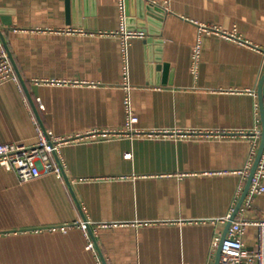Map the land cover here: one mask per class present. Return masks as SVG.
<instances>
[{
	"label": "crops",
	"instance_id": "crops-1",
	"mask_svg": "<svg viewBox=\"0 0 264 264\" xmlns=\"http://www.w3.org/2000/svg\"><path fill=\"white\" fill-rule=\"evenodd\" d=\"M127 11V29L144 33L128 47L142 133L106 137L125 125L120 0H0L22 88L0 85V144H34L33 115L58 135L85 136L62 147V178L21 182L0 167V264H99L85 220L102 264H214L251 151L249 139L216 133L262 129L264 0H128ZM243 216L264 220V193ZM243 241L256 246V226Z\"/></svg>",
	"mask_w": 264,
	"mask_h": 264
},
{
	"label": "built area",
	"instance_id": "built-area-1",
	"mask_svg": "<svg viewBox=\"0 0 264 264\" xmlns=\"http://www.w3.org/2000/svg\"><path fill=\"white\" fill-rule=\"evenodd\" d=\"M120 16H121V33H122V51L125 60V80H124V116L125 125L122 131H105L103 136L110 135H127L134 137L140 135L142 132L137 129L139 117L136 115L132 106L131 91L132 86L129 82L128 73V47L133 38L143 37L144 33L138 31H130L127 29V13L125 0H120ZM219 32V29L213 27H201V32ZM225 36H230L224 33ZM235 36V34H232ZM264 51V47H258ZM202 49V36L199 35L197 44L193 52V69L197 70L201 58ZM16 82L20 87L19 77L16 73L14 65L9 58L8 52L5 49L4 43H0V85L7 82ZM256 95V92H253ZM40 104V99H38ZM40 107H42L40 105ZM35 128L37 141L34 144L27 145L21 142H7L0 144V167L7 170L14 171L21 182L29 181L44 174H55L62 178L65 171L64 162L62 159V147L68 144H75L83 140L85 136H62L56 134L54 131L45 129L35 119ZM261 127L257 124L253 130L245 131H218V136H233L247 138L251 142V151L247 160V164L242 171L244 178H247L250 169L254 163L256 154L259 149L261 139ZM167 132V131H165ZM96 131L89 134L95 135ZM149 135H153L149 133ZM127 157H131L132 153H127ZM243 190V184L238 188V194ZM264 193V163L260 161L258 168L251 180L250 188L246 198L241 205L236 218L231 222L227 231L226 238L222 242V250L220 255L219 264H264V220H250L245 218L244 212L251 208L253 195H260ZM235 209L231 208L229 214L223 219L228 221ZM254 225L257 227V244L253 248H248L244 241L243 235L248 226ZM107 226V224H102ZM81 227L85 232L87 240L86 248L97 254L99 264H102L100 257L97 253V243L93 231L89 230L90 223L85 220L81 223ZM222 235H216L213 240L212 248L214 251L218 249L221 244Z\"/></svg>",
	"mask_w": 264,
	"mask_h": 264
},
{
	"label": "water",
	"instance_id": "water-1",
	"mask_svg": "<svg viewBox=\"0 0 264 264\" xmlns=\"http://www.w3.org/2000/svg\"><path fill=\"white\" fill-rule=\"evenodd\" d=\"M125 4H126V13H127V16H128V11H127V7H128V0H125ZM149 9H151L152 11L150 12V17H152L153 19H157L159 21H161L162 17L158 16V15H155L154 10H159V9H153L152 7H149ZM140 16L143 18L144 14L142 13L141 11V8H140ZM3 23L5 25H10L11 23L5 21V19L3 20ZM0 35L2 37V41L4 43V46H5V49L7 50L8 52V55H9V58L11 59L13 65H14V68H15V64H14V61H13V58H12V55L8 49V46L4 40V37L2 35V32H1V29H0ZM17 73V71H16ZM18 75V74H17ZM22 85L26 91V93L29 95V92H28V89L25 85L24 82H22ZM34 93H37V88L34 86L32 87ZM258 101H259V106H260V111H261V119H262V131H261V140H260V145H259V149H258V152L256 154V157H255V160H254V163L250 169V173H249V176H248V179H247V183H246V186L244 188V191L240 197V199L238 200L236 206H235V209L230 217V219L227 221V225H226V230L224 232V234L222 235V240H221V244L220 246L218 247L217 249V253H216V259H215V262L214 264H219V260H220V255H221V250H222V242L224 241V239L226 238V234H227V231L231 225V222L236 218L237 214H238V211L241 207V205L243 204L245 198H246V195L248 194V191H249V188H250V184H251V180L258 168V165L263 157V154H264V74L262 75L261 79H260V82H259V87H258ZM89 230L92 232V229L91 227L89 228Z\"/></svg>",
	"mask_w": 264,
	"mask_h": 264
}]
</instances>
